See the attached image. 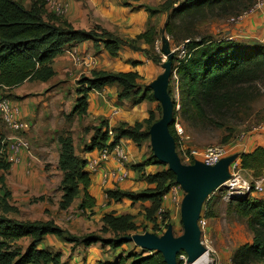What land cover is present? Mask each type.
I'll return each mask as SVG.
<instances>
[{"label": "trees", "instance_id": "16d2710c", "mask_svg": "<svg viewBox=\"0 0 264 264\" xmlns=\"http://www.w3.org/2000/svg\"><path fill=\"white\" fill-rule=\"evenodd\" d=\"M172 1L168 0L164 6L165 11H169L164 33L175 41L184 42L183 56L174 57L173 61V64L177 63V66L173 67V76L178 81V102L173 98L172 89L169 87L170 95L175 101V121L179 114L183 121L194 127L199 125L227 127L245 113L247 106L254 99L253 91L257 86L264 85V44L204 35L198 29V25L211 18L239 17L251 10L257 2L183 0L173 5ZM146 9L151 14L158 12L149 7ZM46 12L43 0H31L29 7L19 0H0V90L9 98L11 96L7 91L26 81H47L52 78L54 71L50 63L67 44L91 40L98 36L94 31L76 30L66 22L59 23L60 20L56 17L47 18ZM155 37H158L156 30L150 27L137 39H145L154 45L157 40ZM118 44L117 40L112 39L105 44L113 57H118ZM154 59L162 64V59L158 61L156 55ZM140 80L141 76L137 72L117 74L96 72L91 78L83 81V87H87L83 88L82 97L78 99L74 112L82 117L87 115L88 92L99 91L114 84L121 89L118 96L120 100L130 99L135 106L144 101L156 102L150 87H142ZM158 120L155 112L151 110L149 117L143 122H136L133 125L121 123L119 127L113 128L114 130L109 128L107 121H103L105 133L100 142H94L95 138L93 139L92 148L89 150L107 146L112 148L124 139H130L137 147H141L144 141L149 139L150 127ZM175 121L170 131L178 144ZM145 124L148 125L147 129H144ZM109 131L114 133L111 142ZM59 142L58 168L63 173V199L66 200L61 207L66 209L79 198L81 210L94 208L96 200L90 194L92 181L91 174L86 170V160L77 156L70 135L60 138ZM239 154L242 170L252 172L255 180L264 177L263 146H258L252 152ZM153 159L155 164H159L154 156ZM145 161L133 165L140 168L132 170L141 178L145 175L147 182L155 186L152 190L141 193L107 191V194L111 199L117 200L128 198L132 202L153 201L154 208L146 212L147 219L153 220L155 213L161 208L164 195L172 186L178 184L176 176L168 168L154 174L146 173L145 167L152 165L148 163L149 159L146 163ZM192 163L193 161L190 164ZM11 166L7 158L0 153L1 191L6 187L4 176L9 173ZM251 188H254L253 183ZM3 191L5 196H10L9 190ZM237 207L240 215L247 219L248 226L254 233V240L251 245H246L236 252L233 263L264 264V200L244 198L237 202ZM11 210L6 207L3 211L8 213ZM133 218L131 214L120 216L107 214L103 218V230L111 232L115 238L104 239L100 235L89 234L79 239L69 236L51 222H18L8 218L6 214L0 215V264H64L60 252L54 253L41 247L46 237L50 235L71 244L79 241V245L85 247L99 243L110 247L116 253L112 259L102 261L101 264H165L164 257L159 252L141 249L140 252L117 253L123 246L131 244L121 240L122 238L131 237L133 233L139 234ZM158 218V215L155 216L156 222ZM169 220V214L164 212L162 224H167ZM159 228L155 227V230ZM152 233L160 236L157 232ZM29 237L33 240L26 250L14 248L15 242ZM179 264L184 262L179 260Z\"/></svg>", "mask_w": 264, "mask_h": 264}, {"label": "crops", "instance_id": "0c3cea01", "mask_svg": "<svg viewBox=\"0 0 264 264\" xmlns=\"http://www.w3.org/2000/svg\"><path fill=\"white\" fill-rule=\"evenodd\" d=\"M19 1L27 7L31 5V0ZM64 1L68 4L64 16L57 17L47 8L45 16L47 18L56 17L60 20L59 23L66 22L76 30L94 31L98 36L91 40L75 41L67 44L52 59L50 67L53 69L54 75L49 80L26 81L7 91L13 102L20 108L22 118L32 125V132L30 131L27 134V138L31 142V153H22L20 162L11 166L6 177L8 178L7 185L10 184L12 192L17 191L19 184L21 187L23 186L22 188H28L30 183H33L37 190L42 187L50 191L51 188H54L55 182L61 179L62 172L58 168L60 157L58 151L60 147L58 146L57 156L52 154L51 150L57 149V139L61 134L67 136L74 131V129L69 128L70 124H67V119L76 117V120H79L82 117L74 110L78 99L82 97L83 88L87 87H83V81L91 78L96 72L115 74L137 72L141 76L139 83L142 87H146L161 74L162 64L157 63L154 57L159 53L156 44L158 38L164 33V27L168 20L169 11L164 9L168 0ZM260 3L262 5L258 6ZM148 7L158 12L151 14L146 9ZM228 24L230 27L226 26L227 31L219 34L221 37L264 44V0H258L256 6L248 13L235 19H229ZM150 27L155 28L158 36L155 37L157 40H155L154 45L145 39H137ZM109 39L118 41V57H113L106 49L105 44ZM120 91V87L114 84L105 86L99 91L88 92V114L83 117H89L91 120L100 121L101 123L107 121L111 130L119 127L121 123L133 125L136 122L146 120L153 102L144 101L135 106L131 100H120L118 98ZM116 112L117 114H115ZM50 118H54L55 123L50 122ZM79 131L82 132L83 130ZM12 137L13 134L11 133L9 139ZM45 141L49 143L56 142L53 143V148L50 149L48 147L50 144L44 145V143H41ZM261 141H264V139ZM121 144L128 151L131 163L142 164L144 162L143 156L132 140L124 139ZM247 146H250V144H247ZM262 146L264 147V145ZM4 147H1V152L6 150ZM255 148L253 146L245 152H252ZM40 149L45 150L43 152L47 155V163L53 165L51 170L45 169V161L42 162L43 160L41 161L36 157ZM95 153H86V158L92 157ZM9 155L10 152L6 151L7 158ZM129 162L126 165L127 167ZM38 166L42 167V170L37 172L36 167ZM116 167L115 161L112 160L105 164L99 173L91 175L92 182L89 190L91 196L96 200L95 210L103 203L106 189L133 192L139 190V184L136 181L137 172L129 168L127 169L130 172V178L134 180H111L103 186V173H107ZM149 167L152 166L145 167L146 173H151L148 172ZM136 206L130 208L128 213L136 215L139 212L136 210ZM109 208L107 211L104 210L103 213L109 212L112 206ZM114 208H120V205ZM166 208H171V202H166ZM69 245L70 243L67 242H59L55 244V247L58 248L57 250L60 248L65 253V249ZM62 252L60 253L63 254ZM107 252L105 249H101L98 244L91 247L80 245L74 260L81 264H101L102 261L112 259ZM85 259L86 261H84Z\"/></svg>", "mask_w": 264, "mask_h": 264}, {"label": "rangeland", "instance_id": "374dc122", "mask_svg": "<svg viewBox=\"0 0 264 264\" xmlns=\"http://www.w3.org/2000/svg\"><path fill=\"white\" fill-rule=\"evenodd\" d=\"M181 1L183 0H173L172 4H178ZM248 1L249 0H245V2ZM255 2H258V0H255ZM235 18L238 17L224 19L211 18L202 21L198 25V29L204 35L206 34L218 37L220 36L219 34L227 31L226 26L230 27L228 24L229 19ZM164 35L170 43V47L174 52L175 58H181L184 53L183 41H175L165 33H162L161 37L159 38V44L161 43L158 49L159 53L156 54V59H158V61L162 59V64L164 61H166V57L161 52L162 37ZM174 66H177L176 62L173 64V67ZM162 72L163 69L161 68V73ZM169 87L172 89L173 98L178 102V81L175 76L171 78ZM253 95L254 99L247 106L245 113H242L239 119L232 121L230 125L224 128H219L216 126L200 127V125L194 127L193 125L183 121L178 114L175 124L177 123L182 127L184 134L182 137L178 136L179 142L178 144L176 143V150L182 162L189 165L192 160H194V158L198 157L194 154V152L201 153L209 146H225L228 149L230 156L248 151L253 146L257 148L258 146L264 145V141L260 142V140L264 139V135H260V133L256 131V128L264 122V85L259 84L257 89L253 91ZM151 110L155 112L158 119L161 118L162 108L159 102H153ZM49 121L55 123L56 120L54 118H50ZM67 124H70V129H74V131L70 134V137H72L74 141L73 145L77 156H79L81 159H85L87 162L88 158H86V153L96 152V150H98V148L94 149L93 151L89 149L92 148V142L94 138V142L101 141V137L105 133L103 124L100 121L91 120L89 117H80L79 120H76V117H70L67 119ZM147 128L148 125L145 124L144 129ZM81 129L83 130L82 132L79 131ZM10 136L11 132L5 127L4 123L0 119V150L1 147L7 145ZM62 137H66V135L61 134L57 139V149L51 150V153L56 154V156L57 150L60 147L59 140ZM47 141L41 143H44V145L50 144L48 147L52 149L53 143L56 141H52L50 143ZM247 144H250V146L246 147ZM138 149L144 158L143 160H146L145 163L149 159L148 163L152 165V167H149V171L148 169L147 171L151 172V174L161 172L165 168H168L167 166L161 165L160 163L155 164L150 139L144 141L142 146L138 147ZM43 151L45 150L40 149L36 154V157L41 161L43 160L42 162L45 161V169L51 170L53 165L47 163V155ZM58 152L60 155V148ZM1 154L6 157L5 152ZM239 160L236 161L230 168L232 174L231 180L227 181L223 186L211 193L204 202L201 217L207 221V226L202 231L201 239L204 243V246L208 248V253L206 255L204 264H234L233 257L236 252L240 248L253 243L254 233L249 228L247 219L243 218L238 212L237 202L244 198H249L250 200H264V177L259 180H255L252 176V172L241 169ZM133 165L137 164L131 163L130 160L127 168L130 170L140 168L136 166L133 167ZM41 168L42 167L40 166L36 167L37 172L41 171ZM6 177L7 175L4 176L5 180L7 181L8 178ZM131 180L134 179L132 178ZM136 181L139 184V190H136L135 192H123L141 193L150 191L155 187L147 182L145 175L142 178L140 175H137ZM62 182L63 173L61 179H58L55 182L54 188H51L52 190L50 191L42 187L37 190L35 189L34 184L30 183L28 188H22L23 186L21 187L19 184L17 186L16 192H12V187L9 183L8 186L6 182V187L4 186L5 188L3 189L7 191L9 190L10 192H8L10 196H5L3 189L2 191L0 190V215L6 214L8 218L18 222H51L68 233L69 236L76 238L78 237L79 239L89 234H96L102 236L104 239H110L115 238V235H113L111 232L107 233L103 230L104 216L107 214H113L115 216L129 214L128 210L130 208H134L137 205L136 210L139 212L136 215H133V222L138 227L137 233L146 234L147 232L153 234L152 232H157L160 236H162L168 227L172 225L174 229V235L176 237L183 235L184 228L181 221L180 202L178 204L171 202V208L168 209L166 208V202L163 201L161 208L155 213L153 220H149L147 219L148 214L146 212L148 209L154 208L155 203H153V201L146 200L132 202L128 198H121L119 200L116 198L111 199L108 196L107 191H117L119 193L121 190L106 189L104 192L105 198L102 203L103 206L102 204L99 205L96 210L95 207L92 209H87V211L81 210L79 208V198L73 201L69 207L64 209L61 207L62 203L66 202V200L63 199L64 190ZM252 183L254 184V188H251ZM258 184H260L262 187L261 191L256 190V186ZM184 195L185 193L183 192V197ZM118 205H120V208H114ZM111 206L112 208L109 210V212L103 213L104 210L107 211ZM6 207L11 208L12 210L8 213H5L3 210ZM164 212L169 214V225H167L168 223L165 225L162 224V216ZM157 215L159 217L158 222L155 221V216L157 217ZM155 227L160 228L155 230ZM132 235L135 234L133 233ZM32 240L33 239L31 237L24 238L18 242H15L14 248L18 247L24 251L31 244ZM59 242L66 243L57 236H49L44 240L42 248L54 253L58 251L62 252L60 248L57 250L58 248L55 247V244ZM79 244V241H77L76 244L70 243L68 248L65 249V253L62 252V262L64 264H81L74 260L78 253V248L80 247ZM98 245L101 249L108 251L107 253L109 254V257H112L116 253L111 250L110 247H106V245L102 243H99ZM140 251L141 248L137 247L134 243H131L123 246V248L117 253ZM80 261L82 262L81 258ZM84 261H86V259Z\"/></svg>", "mask_w": 264, "mask_h": 264}, {"label": "water", "instance_id": "95a60500", "mask_svg": "<svg viewBox=\"0 0 264 264\" xmlns=\"http://www.w3.org/2000/svg\"><path fill=\"white\" fill-rule=\"evenodd\" d=\"M162 54L166 61L162 64L163 72L149 87L153 96L162 108L161 118L149 129V139L155 159L176 176V183L185 193L181 203V221L183 235L176 237L173 226L170 225L162 236L155 234H135L121 240L134 243L137 247L159 252L163 255L165 264H179L181 253L187 255L185 264H195L208 253V248L202 242V231L199 226L203 205L206 199L216 189L231 180V166L240 159V154H233L223 158L214 166L201 161L184 164L177 153L176 141L170 127L175 121V101L170 95V80L174 75V52L165 35L162 37ZM179 109V107L177 108Z\"/></svg>", "mask_w": 264, "mask_h": 264}, {"label": "built area", "instance_id": "2783aa9c", "mask_svg": "<svg viewBox=\"0 0 264 264\" xmlns=\"http://www.w3.org/2000/svg\"><path fill=\"white\" fill-rule=\"evenodd\" d=\"M43 1L45 2L46 8L49 9L57 17H61L65 15L68 8V4L64 0H43ZM261 5L262 3L258 4V6ZM249 11L244 12L242 15L248 13ZM160 44L159 42L156 44L157 49H159ZM115 114H117V112ZM0 119L4 123L5 127L13 134V137L9 139L7 145H5L4 147L6 148V150L0 153H4V152L6 153V151L10 152L9 157L7 158L6 156L7 160L12 165L18 164L20 162V156L22 153H27V154L31 153L32 150L31 142L27 138V134L30 133V131L32 130V125L30 122L22 118L20 108L13 102L11 98L5 96V94L1 90H0ZM175 130L178 136L182 137V135L184 134L182 127L177 124ZM256 131H258L260 135H264V122L261 123L256 128ZM109 135L111 137L110 139L111 142L113 140L114 133L112 131H109ZM194 154L198 157L197 158L193 157L194 158V160H192L193 163L195 161H201L209 166H214L217 163H219L223 158L229 156L228 149L225 146H221V145L209 146L201 153L194 152ZM112 160L115 161L117 167L113 170H110L107 173L106 172L103 173L102 175L103 186L107 185L111 180L123 181V180H128L130 178V172L126 166L130 160L128 151L126 150L124 145H122L120 142L112 148L107 146L102 149L96 150V153L92 157L87 159L86 169L91 175H95L99 173L102 167ZM256 190L258 191L262 190L260 184L256 186ZM182 197H183V191L181 187L179 185H174L171 187L169 192L164 195L163 201L164 202L169 201L178 204L179 202L182 203L181 202ZM199 226L201 228V231H203L207 226V221L202 217L199 221ZM179 258L180 261L184 262V264L186 263L187 260L186 254L184 253L181 254Z\"/></svg>", "mask_w": 264, "mask_h": 264}, {"label": "bare ground", "instance_id": "6f19581e", "mask_svg": "<svg viewBox=\"0 0 264 264\" xmlns=\"http://www.w3.org/2000/svg\"><path fill=\"white\" fill-rule=\"evenodd\" d=\"M233 186V185H232ZM235 186V184H234ZM207 255V254H206ZM206 255L204 257H202L199 261H197L195 264H204L205 259H206Z\"/></svg>", "mask_w": 264, "mask_h": 264}]
</instances>
